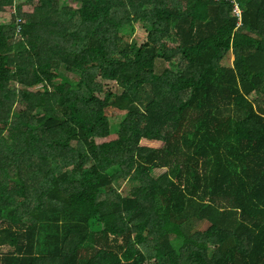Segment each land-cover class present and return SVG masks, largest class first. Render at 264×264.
<instances>
[{
	"label": "trees",
	"instance_id": "1",
	"mask_svg": "<svg viewBox=\"0 0 264 264\" xmlns=\"http://www.w3.org/2000/svg\"><path fill=\"white\" fill-rule=\"evenodd\" d=\"M68 1L0 0V264H264V0Z\"/></svg>",
	"mask_w": 264,
	"mask_h": 264
},
{
	"label": "rangeland",
	"instance_id": "2",
	"mask_svg": "<svg viewBox=\"0 0 264 264\" xmlns=\"http://www.w3.org/2000/svg\"><path fill=\"white\" fill-rule=\"evenodd\" d=\"M66 2H65V4L66 5H68L69 6V1L68 0H65ZM24 11L25 12H27V13H29V12H32V9L31 8H28V7H26L25 9H24ZM239 14H241V10H239V8H238V11H237ZM12 15H13V12H12V9H6V10H3V12L2 13H0V24H7V23H9L10 21H11V18H12ZM140 27H139V25H138V27H137V32H136V34H135V36H134V38H133V40H135V41H137L139 44H142L143 42H145V35L143 34V32L142 31H140ZM224 66H227V67H231L232 66V57L230 56L229 58H227L226 59V61L224 62ZM255 96H252L251 97V100L252 101H255ZM18 109H21L20 108V106H17L16 107V110H18ZM121 115H116V116H114V115H111L110 114V123H111V125L112 126H114V127H116L117 125H118V123L120 122L119 121V117H120ZM113 127V128H114ZM164 173V170H158V171H155L154 173H153V177L154 178H158L160 175H162ZM125 188V184H123V185H121L120 187H118V190L119 191H122L123 189Z\"/></svg>",
	"mask_w": 264,
	"mask_h": 264
},
{
	"label": "built area",
	"instance_id": "3",
	"mask_svg": "<svg viewBox=\"0 0 264 264\" xmlns=\"http://www.w3.org/2000/svg\"><path fill=\"white\" fill-rule=\"evenodd\" d=\"M237 11H238V8H237ZM236 16L240 18L241 14H239L238 12H236Z\"/></svg>",
	"mask_w": 264,
	"mask_h": 264
}]
</instances>
